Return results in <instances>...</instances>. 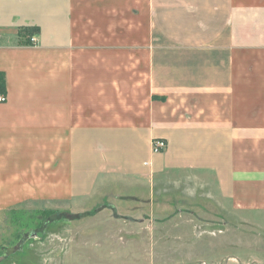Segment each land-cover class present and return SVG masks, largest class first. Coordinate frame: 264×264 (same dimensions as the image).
Here are the masks:
<instances>
[{
    "label": "crops",
    "instance_id": "1",
    "mask_svg": "<svg viewBox=\"0 0 264 264\" xmlns=\"http://www.w3.org/2000/svg\"><path fill=\"white\" fill-rule=\"evenodd\" d=\"M0 72V213L264 214V0H0Z\"/></svg>",
    "mask_w": 264,
    "mask_h": 264
},
{
    "label": "rangeland",
    "instance_id": "2",
    "mask_svg": "<svg viewBox=\"0 0 264 264\" xmlns=\"http://www.w3.org/2000/svg\"><path fill=\"white\" fill-rule=\"evenodd\" d=\"M146 196L0 213V264H264V214L178 206L148 186Z\"/></svg>",
    "mask_w": 264,
    "mask_h": 264
},
{
    "label": "trees",
    "instance_id": "3",
    "mask_svg": "<svg viewBox=\"0 0 264 264\" xmlns=\"http://www.w3.org/2000/svg\"><path fill=\"white\" fill-rule=\"evenodd\" d=\"M37 32H38V28L37 27H33V28L25 27V28L20 29L19 34L25 40L23 42V44H29L30 43L29 42L30 36L32 34L37 33ZM5 92H6L5 91V75H4V73L0 72V95L5 96ZM97 208H99V206L94 208L93 210H97Z\"/></svg>",
    "mask_w": 264,
    "mask_h": 264
},
{
    "label": "built area",
    "instance_id": "4",
    "mask_svg": "<svg viewBox=\"0 0 264 264\" xmlns=\"http://www.w3.org/2000/svg\"><path fill=\"white\" fill-rule=\"evenodd\" d=\"M4 102H5V96L0 95V103H4ZM165 147H166V143L161 139L154 140L152 143V148L155 153L163 151Z\"/></svg>",
    "mask_w": 264,
    "mask_h": 264
},
{
    "label": "water",
    "instance_id": "5",
    "mask_svg": "<svg viewBox=\"0 0 264 264\" xmlns=\"http://www.w3.org/2000/svg\"><path fill=\"white\" fill-rule=\"evenodd\" d=\"M196 229H200L202 233L207 232L209 229L210 230H212V229L216 230L217 229L219 231H222V228H217V226H215V227H212V226L203 227L202 226L201 228H199V226H198V228L196 227Z\"/></svg>",
    "mask_w": 264,
    "mask_h": 264
}]
</instances>
